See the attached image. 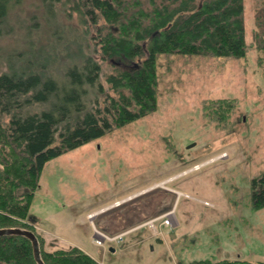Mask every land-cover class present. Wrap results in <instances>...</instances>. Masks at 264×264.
I'll return each instance as SVG.
<instances>
[{"label":"rangeland","instance_id":"1","mask_svg":"<svg viewBox=\"0 0 264 264\" xmlns=\"http://www.w3.org/2000/svg\"><path fill=\"white\" fill-rule=\"evenodd\" d=\"M74 6L15 4L0 26V74L62 79L89 51L85 44L97 42L93 29L85 40ZM261 6L264 0H244L248 44ZM102 67L114 94L106 81L114 67ZM157 73L156 109L45 163L29 212L44 248L79 246L101 264L264 263V206L253 208L251 195L252 180L264 173V52L163 53ZM225 98L235 102L227 122L205 117L204 101ZM169 211L174 226H150Z\"/></svg>","mask_w":264,"mask_h":264},{"label":"trees","instance_id":"2","mask_svg":"<svg viewBox=\"0 0 264 264\" xmlns=\"http://www.w3.org/2000/svg\"><path fill=\"white\" fill-rule=\"evenodd\" d=\"M20 1L0 0V26ZM68 1L86 23L85 40L91 29L97 32V42L85 44L89 51L66 67L62 79L26 70L0 74V229L35 232L45 264H101L79 246L44 248L29 212L45 163L156 109L158 54L241 57L253 46L264 52V6L256 11L254 41L248 44L244 0ZM102 61L114 67L106 75L114 94L104 87ZM234 106L232 98L206 100L203 113L210 121L227 122ZM251 193L252 207H263L264 173L252 180ZM0 264H38L30 239L0 235ZM185 264L264 263L200 259Z\"/></svg>","mask_w":264,"mask_h":264},{"label":"water","instance_id":"3","mask_svg":"<svg viewBox=\"0 0 264 264\" xmlns=\"http://www.w3.org/2000/svg\"><path fill=\"white\" fill-rule=\"evenodd\" d=\"M5 234H17V235H23L30 239L33 247L34 257L38 264H45L42 257H41V248H40V242L35 232L28 229H23L20 227L16 228H1L0 229V235Z\"/></svg>","mask_w":264,"mask_h":264},{"label":"built area","instance_id":"4","mask_svg":"<svg viewBox=\"0 0 264 264\" xmlns=\"http://www.w3.org/2000/svg\"><path fill=\"white\" fill-rule=\"evenodd\" d=\"M173 215H174L173 212L172 211H169L168 213H166V214H164L162 216L156 217L155 219H152V220L149 221L150 226L156 227V222L157 221H160V225H164V226H174L175 223H174ZM103 238L112 239L109 236H104ZM96 243L99 245V244H101V241L96 240Z\"/></svg>","mask_w":264,"mask_h":264},{"label":"flooded vegetation","instance_id":"5","mask_svg":"<svg viewBox=\"0 0 264 264\" xmlns=\"http://www.w3.org/2000/svg\"><path fill=\"white\" fill-rule=\"evenodd\" d=\"M120 64H122L123 65V63L121 62Z\"/></svg>","mask_w":264,"mask_h":264},{"label":"crops","instance_id":"6","mask_svg":"<svg viewBox=\"0 0 264 264\" xmlns=\"http://www.w3.org/2000/svg\"><path fill=\"white\" fill-rule=\"evenodd\" d=\"M221 260V259H220ZM234 260V259H233Z\"/></svg>","mask_w":264,"mask_h":264}]
</instances>
